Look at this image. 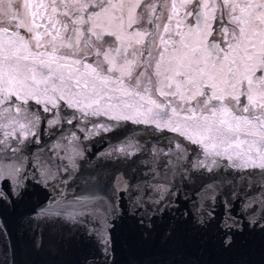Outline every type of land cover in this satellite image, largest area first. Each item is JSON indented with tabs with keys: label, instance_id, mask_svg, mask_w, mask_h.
<instances>
[{
	"label": "snow or ice",
	"instance_id": "1",
	"mask_svg": "<svg viewBox=\"0 0 264 264\" xmlns=\"http://www.w3.org/2000/svg\"><path fill=\"white\" fill-rule=\"evenodd\" d=\"M34 187L38 258L264 257V0H0V236Z\"/></svg>",
	"mask_w": 264,
	"mask_h": 264
},
{
	"label": "water",
	"instance_id": "2",
	"mask_svg": "<svg viewBox=\"0 0 264 264\" xmlns=\"http://www.w3.org/2000/svg\"><path fill=\"white\" fill-rule=\"evenodd\" d=\"M130 127L141 128L144 126ZM128 135H131L130 131ZM91 139L95 141L98 137H92ZM141 139L155 142L154 138L145 137L143 134H141ZM112 142L115 143L116 141L113 140ZM107 145V141L95 143L92 147V152L99 151L107 147ZM43 198L42 191L34 187L31 194L22 203L18 204L14 210L10 209L4 214L3 219L7 221L8 234L0 236V264H33L37 259L43 261V264H70L77 258L76 253L69 249L67 244L64 245L62 250H58V241H49L44 254L39 258L34 254L31 247L34 232L28 230L25 217L31 211V208ZM179 203L182 205L180 210H184L186 208L185 203L182 200ZM218 211H222V209H218ZM251 239L252 243L246 250L247 254L243 256V259L250 260L252 264H261L262 259H264L260 244L261 238L257 235ZM140 255H143V253H140ZM119 258L121 261L126 262L132 259V256L128 253H122ZM235 258V254H224L214 241L209 242L198 254L201 264H227V261Z\"/></svg>",
	"mask_w": 264,
	"mask_h": 264
}]
</instances>
